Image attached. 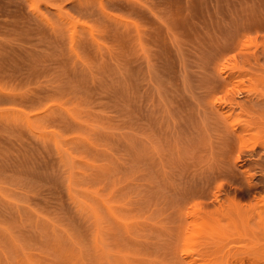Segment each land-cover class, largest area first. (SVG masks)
<instances>
[{"label": "rangeland", "instance_id": "1", "mask_svg": "<svg viewBox=\"0 0 264 264\" xmlns=\"http://www.w3.org/2000/svg\"><path fill=\"white\" fill-rule=\"evenodd\" d=\"M0 264H264V0H0Z\"/></svg>", "mask_w": 264, "mask_h": 264}]
</instances>
